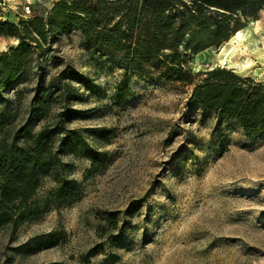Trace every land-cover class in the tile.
Returning <instances> with one entry per match:
<instances>
[{"label": "rangeland", "instance_id": "obj_1", "mask_svg": "<svg viewBox=\"0 0 264 264\" xmlns=\"http://www.w3.org/2000/svg\"><path fill=\"white\" fill-rule=\"evenodd\" d=\"M29 1L46 13L59 0ZM26 2L1 0L0 21L27 17ZM243 30L242 41L230 39L195 56L194 72L223 67L264 84V10ZM16 44L0 36V53ZM51 53L54 60L41 62L47 79L71 65L95 86L74 83L69 104L86 112L67 126L106 153V162L85 178L90 159L66 148L64 175L76 181V199L17 228H1L0 264H79L91 249L98 251L95 264L108 252L118 255L116 264H264V137H248L226 121L202 122L190 88L101 64L78 31L59 35ZM34 65L19 89L33 85ZM54 186L44 175L39 197Z\"/></svg>", "mask_w": 264, "mask_h": 264}, {"label": "trees", "instance_id": "obj_2", "mask_svg": "<svg viewBox=\"0 0 264 264\" xmlns=\"http://www.w3.org/2000/svg\"><path fill=\"white\" fill-rule=\"evenodd\" d=\"M263 10L264 0H59L49 12L32 8L18 23L0 21V36L17 40L0 53V229L17 228L51 206L76 199V181L64 175L66 148L90 159L85 178L106 162V153L67 126L86 112L69 104L74 83L95 91L93 83L71 65L49 79L42 71L43 60L56 58L50 54L59 35L78 31L101 64L125 75L190 88L189 101L200 108L202 122L226 121L248 137H264V84L223 67L194 72L191 64L201 52L222 46L258 20ZM32 63L33 85L19 89ZM27 92L31 95L25 101ZM126 93L125 82L117 94L123 99ZM44 175L55 186L42 199ZM108 220L118 223L115 214ZM97 253L82 254L79 264H95L91 257ZM118 260L108 252L103 264Z\"/></svg>", "mask_w": 264, "mask_h": 264}, {"label": "bare ground", "instance_id": "obj_3", "mask_svg": "<svg viewBox=\"0 0 264 264\" xmlns=\"http://www.w3.org/2000/svg\"><path fill=\"white\" fill-rule=\"evenodd\" d=\"M244 38V30H241L239 32H237L230 40V42H233V41H238V40H241ZM242 41V40H241ZM234 43V42H233ZM229 56V55H227ZM226 58V57H225Z\"/></svg>", "mask_w": 264, "mask_h": 264}, {"label": "built area", "instance_id": "obj_4", "mask_svg": "<svg viewBox=\"0 0 264 264\" xmlns=\"http://www.w3.org/2000/svg\"><path fill=\"white\" fill-rule=\"evenodd\" d=\"M24 14L30 15L31 14V2L27 0L26 5L24 7Z\"/></svg>", "mask_w": 264, "mask_h": 264}, {"label": "crops", "instance_id": "obj_5", "mask_svg": "<svg viewBox=\"0 0 264 264\" xmlns=\"http://www.w3.org/2000/svg\"><path fill=\"white\" fill-rule=\"evenodd\" d=\"M0 4H1V0H0ZM3 4H5V3H3ZM263 83H264V81H263Z\"/></svg>", "mask_w": 264, "mask_h": 264}]
</instances>
